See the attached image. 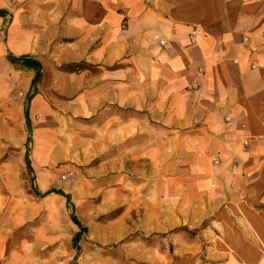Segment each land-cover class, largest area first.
Here are the masks:
<instances>
[{
	"label": "crops",
	"instance_id": "obj_1",
	"mask_svg": "<svg viewBox=\"0 0 264 264\" xmlns=\"http://www.w3.org/2000/svg\"><path fill=\"white\" fill-rule=\"evenodd\" d=\"M52 94L60 114L94 123L145 116L127 142L189 166L201 221L220 233L209 261L264 264V0H0V196L19 193L32 112ZM22 207L0 202V264H119L94 259L77 218L69 237ZM175 244L174 264H202Z\"/></svg>",
	"mask_w": 264,
	"mask_h": 264
},
{
	"label": "rangeland",
	"instance_id": "obj_2",
	"mask_svg": "<svg viewBox=\"0 0 264 264\" xmlns=\"http://www.w3.org/2000/svg\"><path fill=\"white\" fill-rule=\"evenodd\" d=\"M81 68L70 66V74L77 76ZM47 100V107H38L44 113L42 108L32 112L39 130L32 132L29 167L24 161L17 167L20 191L0 196V202L23 206L22 213L34 220L31 226L43 222L58 231L69 224V237L71 216H76L86 227L85 246L97 262L174 264L177 241L183 247L196 246L195 257L213 264L208 252L220 233L212 216L201 221L205 209L195 202L199 190L189 166L159 163L156 154L145 153L151 142H127L128 134L143 135L137 128L148 122L145 116L107 110L94 123L60 114L62 98L56 94ZM46 191L68 196L69 204L56 193L43 196ZM179 228L194 233L174 232Z\"/></svg>",
	"mask_w": 264,
	"mask_h": 264
},
{
	"label": "trees",
	"instance_id": "obj_3",
	"mask_svg": "<svg viewBox=\"0 0 264 264\" xmlns=\"http://www.w3.org/2000/svg\"><path fill=\"white\" fill-rule=\"evenodd\" d=\"M38 81H39V74L36 75L35 80L33 81V86H34ZM25 114H26V115L28 114L27 111H26ZM25 163H26L27 167H29V161H28V158H27V157L25 158ZM51 193H56V194H59V195H61V196H64V197L67 199V203L69 204V197H68V196H65L64 194H62V193H60V192H51V191H49V192H46L43 196L49 195V194H51ZM71 219H72V221H73L76 225H78V226L80 227V224L78 223V221H77V219H76L75 216H71ZM82 231H83V232L86 231L85 228H82V229H81V232H82ZM176 231H178V230H175L174 232H176ZM191 233H192V232H191ZM193 233H194V232H193Z\"/></svg>",
	"mask_w": 264,
	"mask_h": 264
},
{
	"label": "built area",
	"instance_id": "obj_4",
	"mask_svg": "<svg viewBox=\"0 0 264 264\" xmlns=\"http://www.w3.org/2000/svg\"><path fill=\"white\" fill-rule=\"evenodd\" d=\"M161 44L163 45V42H161Z\"/></svg>",
	"mask_w": 264,
	"mask_h": 264
}]
</instances>
